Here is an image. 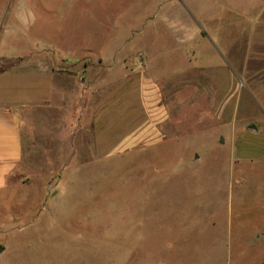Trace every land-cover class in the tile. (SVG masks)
Segmentation results:
<instances>
[{
    "label": "rangeland",
    "instance_id": "rangeland-1",
    "mask_svg": "<svg viewBox=\"0 0 264 264\" xmlns=\"http://www.w3.org/2000/svg\"><path fill=\"white\" fill-rule=\"evenodd\" d=\"M38 59L77 81L0 193V264L253 261L227 236L264 180L233 207L226 182L234 143H264L241 127H262L264 0H0V72Z\"/></svg>",
    "mask_w": 264,
    "mask_h": 264
},
{
    "label": "crops",
    "instance_id": "crops-1",
    "mask_svg": "<svg viewBox=\"0 0 264 264\" xmlns=\"http://www.w3.org/2000/svg\"><path fill=\"white\" fill-rule=\"evenodd\" d=\"M54 67L55 63L48 64L45 60L38 59L34 64L25 66L30 71L24 72L20 78L10 76L9 70L0 72V193L7 192L14 186V178L27 157L31 143H59L56 139L62 130L61 107H58L62 99V83L71 80L76 84L77 78L72 75L65 77ZM261 67V84L264 89V64ZM262 113V127L257 128L252 123L253 117L245 112L241 127L243 129L248 122V132L252 138L260 132L264 136V112ZM48 131L50 136L46 135ZM230 161L226 188L229 187L230 203L233 207L235 201L242 203L241 199L249 193L252 180H257L259 176L264 180V143H234ZM255 164H262V174L251 175L248 171V165L255 171ZM250 205L246 211L255 215L247 226L249 230L236 229L233 232L231 220L230 235L227 237L230 242L251 246V249L245 248L247 253L240 255L256 253L253 254V261L249 263L242 257L241 264H264V202H252ZM237 217L240 218L241 215L237 214Z\"/></svg>",
    "mask_w": 264,
    "mask_h": 264
},
{
    "label": "water",
    "instance_id": "water-1",
    "mask_svg": "<svg viewBox=\"0 0 264 264\" xmlns=\"http://www.w3.org/2000/svg\"><path fill=\"white\" fill-rule=\"evenodd\" d=\"M3 251V247H0V252Z\"/></svg>",
    "mask_w": 264,
    "mask_h": 264
}]
</instances>
